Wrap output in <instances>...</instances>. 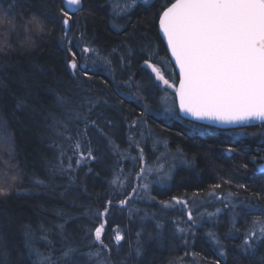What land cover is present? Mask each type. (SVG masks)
Segmentation results:
<instances>
[{
  "label": "trees",
  "instance_id": "1",
  "mask_svg": "<svg viewBox=\"0 0 264 264\" xmlns=\"http://www.w3.org/2000/svg\"><path fill=\"white\" fill-rule=\"evenodd\" d=\"M163 2L135 3L121 17L120 26L116 19L111 24L112 0H82V11L73 15L67 33L71 46L79 52L87 42L112 61L111 68L96 67L95 75L89 80L82 73L74 77L67 67L71 57L68 41L61 40L63 17L59 16V8L63 6L62 0H16L14 7H11L13 0H0V14L9 12L18 18V23L7 34L0 30V41L6 42L0 49V134L11 137L6 145L9 151H0V187H8L13 175L20 177V190L12 189L8 196L0 197V264H38L35 255L29 254L24 245L26 226L34 235V246L45 255L50 254L53 264H85L83 253L94 244L91 232L101 222L98 214L109 199L112 205L106 216L104 243L114 236L110 227L115 215L127 206L140 208L165 224L171 222L168 217L185 218V204L192 215L218 209L213 223L216 230L212 233L221 241L224 256L219 255L220 247L212 238L205 237L207 221L204 220L187 235L190 246L184 251V245L179 243L183 242L185 234H179L178 242L163 236L159 245L144 241L143 235L142 256L136 260L128 256L127 264H170V261L185 264V260L193 261L192 258L196 263L190 261V264H214L216 260L221 264H264V241L254 242L249 251L243 246L252 221L260 215L250 208L249 201L264 209V199L255 197L256 193L264 194V171L257 169L264 158V123L219 129L185 120L177 110L174 116L157 118L161 83L157 87L149 85L152 71L142 64L143 59L151 56L160 70L165 72L159 65L161 62L172 67L156 27V13ZM33 13L47 21L45 34L25 31ZM48 29H52L50 34ZM121 55L126 58L124 65H121ZM96 60L95 56L87 58L90 68ZM84 62L81 55L80 63ZM167 73L160 74L168 78L171 75ZM171 74L176 75L174 70ZM129 76L133 80L126 84ZM153 79H156L154 74ZM137 85L143 91H138ZM116 89L119 94L114 92ZM171 95L174 98L172 92ZM58 97H63L66 104L61 105ZM85 97L98 102L89 117L96 121L97 127L89 126L86 135L83 120L69 119L68 111L83 112L80 105ZM109 120L111 126L107 124ZM133 122L135 126L130 128ZM151 135L159 144L149 150L161 152L164 148L190 163L185 167L174 166V160L168 164L166 168H172L173 172L168 183L160 188L151 185L152 200L148 202L145 198L136 199L138 177L133 181L125 177L126 184L121 190L110 191L107 179L114 160L110 150L114 151L109 139L121 152L126 148L130 154H146ZM78 140L85 153L90 141L97 157L79 168L74 155ZM114 154L118 161L116 168L123 166L126 170L128 166L118 158L119 154ZM69 158L73 170H67ZM159 160L166 165V160ZM226 180L231 183H225ZM217 183L221 187L213 189L211 186ZM241 184L246 185V189L238 187ZM173 197L183 203H177ZM125 198L128 202L121 207L119 201ZM193 204H196L195 209ZM75 210L88 217L90 214L87 225L78 227L73 221L65 220V214L74 215ZM244 211L249 214L245 215ZM178 222L185 227V223ZM44 236L47 240L42 239ZM69 246L77 251L70 260H62V251ZM136 247L137 244L135 250ZM187 251L200 255L187 257Z\"/></svg>",
  "mask_w": 264,
  "mask_h": 264
},
{
  "label": "snow or ice",
  "instance_id": "2",
  "mask_svg": "<svg viewBox=\"0 0 264 264\" xmlns=\"http://www.w3.org/2000/svg\"><path fill=\"white\" fill-rule=\"evenodd\" d=\"M15 2L16 0H13L11 7L15 6ZM152 2L154 3L155 0ZM135 3L136 0H132L131 4L125 0L122 11H127ZM62 5L59 8V16L63 17L61 40L68 41V54L71 57L67 61V67L74 77L77 73H82L84 78L90 80L95 75L94 69L96 67L111 68L112 61L108 56L101 55L98 49L87 42L84 43L79 52L74 50L67 33L70 31L73 14L82 11V0H62ZM156 15L158 16L159 33L162 34L167 45L166 51L170 54L169 62H174L173 67L178 75L168 79L159 73H155L156 79H153L154 63L152 57L149 56L143 59L142 64L145 69L152 70L149 72L148 84L157 87L158 83L162 81L165 91L167 89L173 90L174 103L179 106V112L185 116H190L193 120H208L227 124L258 120L264 123V0H164ZM17 23L18 18L14 14L9 12L0 14V30L5 31L6 34ZM46 24V20L33 13L25 25V31L45 34ZM51 31L52 29H48L49 34ZM81 39H83V34H81ZM5 46L6 42L0 41V49ZM112 51L115 53L117 49L114 48ZM131 54V50H129L128 55L131 56ZM81 55L85 58L84 63H80ZM89 56L97 58L96 61H93L91 68L87 63ZM120 61L121 65H124L125 56L121 55ZM127 62L130 63V60ZM112 72L114 80L115 70L113 69ZM132 80L133 77L129 76L125 83L130 84ZM105 83L107 84V81ZM137 90L143 91L139 85H137ZM114 92L119 94L118 89ZM58 102L61 105L66 104L63 97H58ZM166 102L167 98H162V103ZM97 103V101L85 97L80 105L84 109L83 112L74 111L72 114L73 110H68L69 119L83 120L85 135L89 126L97 127L96 121L89 118ZM105 103L107 102L105 101ZM145 112H147V108H145ZM58 123L60 122L58 121ZM135 123L133 122L129 127L135 126ZM107 124L111 126L112 122L109 120ZM10 139V135L0 134V151H9L6 145ZM109 144L112 145L113 151L119 150L118 146L113 144L110 139ZM94 151L90 141L86 153L81 151V143L78 140L74 146L77 168L86 161H95L97 157L94 155ZM63 155L64 153L61 152L60 156L63 157ZM173 159H180L186 164L190 163L183 156L173 157ZM140 163L143 172L144 159L142 155ZM60 164L61 170H65L62 159H60ZM67 170H73L71 158H69ZM152 170L161 177V182L168 179L171 172V169L164 170L163 167ZM90 171L91 169H89ZM261 171H264V168ZM137 175L139 176L140 173ZM19 181L20 177L13 175L12 183L8 187H0V197L8 196L12 189L19 191ZM225 183H231V181L226 180ZM110 184L123 187L124 181L118 175H114ZM142 187L145 190L148 189V185ZM211 187L218 189L221 184L217 183ZM238 187L246 189V185L243 184L238 185ZM135 191L136 189H133V192ZM255 197L256 199H264V194L256 193ZM173 200H176L177 203H183L176 197H173ZM127 202V198L119 201L121 207ZM111 205L112 201L109 199L104 210L98 214L101 222L91 232V238L94 242L92 246L98 245L99 247L87 255L90 258L95 257L97 264H108L110 258L111 246L104 243L103 235L107 224L106 216ZM164 206H168L167 202H164ZM249 206L259 212L260 215L252 221V228L245 236L243 242L245 251L251 250L254 242L264 241V219L261 218L264 217V209L259 205L252 204L251 201H249ZM244 214L248 215L249 212L244 211ZM188 220L195 223L190 211ZM59 227L63 229V225ZM177 231L183 234L187 229L178 227ZM114 233L112 239L119 247L124 236L118 227L114 229ZM209 236L220 247L219 255L224 256L225 251L221 241L213 233H209ZM140 237L141 233L138 232L136 257L142 256L143 245ZM33 239L32 231L26 226L24 245L29 254L35 255L38 264H53L51 255H45L36 248ZM42 239L47 240V236L42 237ZM184 246L186 248L190 246L187 238L184 239ZM76 251L70 246L64 248L61 259L70 260ZM106 253L108 254L107 258L105 257ZM191 255L197 257L200 254L191 253ZM121 264L124 262L122 261ZM170 264H177V262L170 261ZM214 264H221V261L216 260Z\"/></svg>",
  "mask_w": 264,
  "mask_h": 264
},
{
  "label": "rangeland",
  "instance_id": "3",
  "mask_svg": "<svg viewBox=\"0 0 264 264\" xmlns=\"http://www.w3.org/2000/svg\"><path fill=\"white\" fill-rule=\"evenodd\" d=\"M145 1H151V0H136L137 2H145ZM132 0H127V3L131 4ZM113 3V9H115V11L113 10V13L115 14L116 18V24L117 25H122V19L121 17L124 16V14H126L132 7L128 8L127 11H122L124 9L125 6V0H112ZM160 57H157V59H159ZM159 62V61H157ZM160 63V62H159ZM159 65H161L164 69L165 72L167 73V75H171L168 76V79H171L173 76L171 74V72L173 73L172 67L169 66L168 64H166L165 62H161ZM172 65V64H171ZM154 67L156 68V70L162 74H165L164 70H160L158 67H156L154 65ZM126 67H123V69H125ZM171 71V72H170ZM161 83V82H160ZM161 88H162V95L160 97V103L157 105V107L159 108V112L157 113V116L159 117H169V116H174L176 113H174L175 109V103H174V98L171 95V92L173 93L172 89H167L166 91L164 90V86L163 84H160ZM167 98V102L166 103H162V98ZM169 109H171V111H169ZM195 129V128H192ZM234 133H240L239 131H234ZM53 135V134H52ZM48 136V135H47ZM150 141H147V139L145 141H143L141 144L145 143L147 141V143L149 142L148 150L151 149L150 147L153 148V146H155L156 148L158 147V139L154 138L153 135L150 136ZM157 151V150H156ZM116 154H119L118 158L122 159L123 161L127 160V161H132L134 160V157H139V155H143L144 158V171L142 172V170H140V175L137 176L138 177V186H137V192H136V199L142 201V197L145 199H148L151 194H150V189H151V185H157L158 188L166 185L168 183V180L170 179L171 175H172V170L170 172V176L168 177V179L164 180L163 182H161V177L157 174L156 171L152 170L155 168H160L163 167L164 170H168V169H172V168H166V166H168V164H171L172 161H176V164H174V166H186V163H183L180 161V159L176 160L173 159V157H175V155L171 154L169 151L165 150L164 148L161 149V152L158 150L157 152H153L152 150L146 151V154L144 155L143 153H135V154H130L127 153L128 155H123L121 154L122 152L120 150L118 151H114ZM114 152H112L110 150V154L112 156V158L114 160H112L111 162V168L109 170V174L110 175H118L120 176H127V174L130 172L131 167H133V164L127 165V169L124 170V173L121 172V167L119 166V168L117 169V165L118 161L115 160V157L113 156ZM135 152V151H134ZM153 154H155L153 156ZM115 155V154H114ZM120 156H122L120 158ZM153 156V157H152ZM159 159H163L166 160V165L163 164V162ZM171 161V162H170ZM116 169V170H115ZM143 185H148V189L145 190L142 186ZM138 195V196H137ZM150 195V196H149ZM196 206V204H193L192 208H194ZM128 207V206H127ZM133 210L131 213H126V214H116L115 215V219H118L121 221V219L123 220V225L124 227H127V234H130L129 236H133V238H129V236L126 235V243L124 245V252L122 253V255L120 254L121 258H123V262L124 264H127V262H125L126 260L128 261V256L129 259L133 258V259H138V257H136L135 255V245L137 244V233H141V236L144 235L145 239H153L154 235H152V232H150L148 230L147 227H149V225H147L146 221L149 219V216L145 213L144 210H141L140 208L137 207H132ZM189 207L186 206L185 207V227H181V228H185L187 229V231L183 234H180L184 236L185 234V238L187 237L188 234H192V228L194 226L199 225V223H201V221L206 220L209 221L208 218L214 216L215 214L217 215L218 213V209L212 211V212H208V211H201L200 214L198 216H193L195 223L191 222L188 220V213L190 209H188ZM195 209V208H194ZM120 212V211H119ZM118 212V213H119ZM203 219V220H202ZM128 221H132L133 224L130 223H126ZM122 222V221H121ZM113 225H115V222L111 225L110 229L112 228L113 230L116 227H112ZM178 233V235H179ZM115 234V233H114ZM178 237V236H177ZM184 238V239H185ZM173 239V238H172ZM182 245H184V241L181 242ZM185 247V246H183ZM183 249V248H182ZM121 261V262H122ZM76 262V260H75ZM120 262V263H121Z\"/></svg>",
  "mask_w": 264,
  "mask_h": 264
},
{
  "label": "bare ground",
  "instance_id": "4",
  "mask_svg": "<svg viewBox=\"0 0 264 264\" xmlns=\"http://www.w3.org/2000/svg\"><path fill=\"white\" fill-rule=\"evenodd\" d=\"M113 9V8H112ZM114 11H115V9H113ZM75 14V13H74ZM73 14V15H74ZM112 15V21H111V24L113 25L114 24V22H115V19L117 18L116 16H115V14L113 13V14H111ZM155 70H156V68H154ZM160 73V72H159ZM155 77V76H154ZM56 125V124H55ZM226 130H229V129H226ZM52 136V135H51ZM127 153V149L126 148H124V151H122V154L123 155H125ZM136 153V152H135ZM142 154V153H141ZM145 155V154H144ZM143 156V155H142ZM140 157H141V155H139V157L137 158V157H134V160H132V161H124L123 163L125 164V166H127V165H130V164H133L134 166L133 167H131V169H130V172L127 174V176H126V179L128 180V181H133L134 179H136L137 178V174L140 172V170H141V163H140ZM144 159V158H143ZM145 161V160H144ZM145 163V162H144ZM121 172L122 173H124V168H123V166L121 167ZM113 177H114V175H110V174H108V179H107V185L110 187V191L112 190V191H119V190H121V188L122 187H120V186H117V185H112V184H110V181L113 179ZM120 179L121 180H123L124 181V184H126V179H125V176H120ZM124 184H123V186H124ZM109 191V192H110ZM108 192V193H109ZM110 194V193H109ZM138 196V195H137ZM143 198V197H142ZM144 199V198H143ZM145 201H150V200H152V197L150 196L148 199H144ZM118 205V204H117ZM74 206H75V203H74ZM132 210H133V208L132 207H124L119 213H117V214H126V213H131L132 212ZM79 211H76L75 210V213L76 214H74V215H72V213H66L65 214V220L66 221H70V222H74L75 224L74 225H78V227H80L81 226V224H85V225H87L88 223H89V221H90V219H89V217H91L90 216V214H89V217L87 216V215H84L83 213H78ZM200 214V213H199ZM199 214H196V215H194V216H198ZM94 215V214H93ZM148 215V214H147ZM218 215V214H217ZM217 215L215 214L214 216H212V217H210V218H208L209 219V221H207V223H206V228L208 229H206L205 230V233H204V235H205V237L206 238H208L209 240H211V237L209 236V233H212L213 231H215L216 230V228H215V226H214V222H215V220H216V218H217ZM149 216V219L146 221L147 223V225H149V227H147L148 228V230L150 231V232H152V235H154V238L153 239H145V236H144V241L146 240L147 242H152L153 244H156V245H159L160 243H159V241L161 240V239H163V236H167V238H174V242H178L179 241V235H178V231H177V228L179 227V228H181V227H183V225L182 224H179V222L178 221H180V222H182V223H185V218H184V216H182V217H180V218H175V217H168V219L171 221H169L170 223L169 224H165V223H163V222H161V221H159V220H155L152 216H150V215H148ZM123 220L124 219H121V221L120 220H118V219H115L114 220V222H115V225H113V228L114 227H118L119 228V230L121 231V233L123 234V236H124V239L121 241V243H120V245H119V247H117V245L115 244V242H114V240L111 238V241L110 240H106L105 241V244H108V245H110L111 246V252H110V258L108 259V264H121L120 262L123 260V258H121V256H120V254L122 255V253L124 252V245H125V243H126V235L127 236H129L130 234H127V232H126V230H127V227L125 226L124 227V225L122 224L123 223ZM203 220V219H202ZM65 221V222H66ZM201 222H204V220L203 221H201ZM126 223H130V224H133L132 223V221H128V222H126ZM186 225V224H185ZM201 225V223H199V225H197V226H194V227H198V226H200ZM157 226H159V227H157ZM180 234V233H179ZM159 235V236H158ZM156 236H158V238L156 239ZM178 236V237H177ZM141 237H143V235L141 236ZM140 237V238H141ZM129 238H133V236H129ZM179 238V239H178ZM177 240V241H176ZM184 241V240H183ZM141 243H143V241H142V238H141ZM180 245H182L181 243H179ZM99 246H90V247H88L87 249H86V251L83 253V256H84V258H85V264H97V260H96V258L95 257H89L88 255H87V253H89L90 251H95V250H97V248H98ZM184 249H185V247L183 248V251H184ZM186 253H188V255L189 256H191V254H189V251H187ZM243 254H246V252L243 250V252H242ZM188 255H187V257H188ZM105 257L107 258L108 257V254L106 253L105 254ZM118 261V263L116 262H114V261ZM192 260L193 261H191V260H185V264H190V261L193 263H196L195 262V260H194V258H192Z\"/></svg>",
  "mask_w": 264,
  "mask_h": 264
},
{
  "label": "water",
  "instance_id": "5",
  "mask_svg": "<svg viewBox=\"0 0 264 264\" xmlns=\"http://www.w3.org/2000/svg\"><path fill=\"white\" fill-rule=\"evenodd\" d=\"M156 27H157L158 35L161 38V40H162V42L164 44L165 50H166L167 49L166 42L164 41V39L162 37V34H160L159 30H158V18H157ZM166 53H167V51H166ZM167 56L169 57L170 54L167 53ZM170 63L172 64V67H173L174 62H170ZM173 69H174V67H173ZM174 72H175L176 75H178V73H176L175 69H174ZM155 73H159V72L155 70V72L153 73L155 78H156ZM159 75H161V74L159 73ZM160 82H162V81H160ZM177 83H178V81H177ZM173 94H174V92H173ZM175 106H176V109H177V113H178V115L181 118H183L185 120H188V121H191V122H195V123H198V124H202V125L210 126V127H215V128H219V129H233V128H241V127L250 126V125L262 124V122H260L258 120H246V121H243V122H240V123H234V124L211 122V121H208V120L197 121V120H193L190 116H185V115L181 114L179 112V106L177 104H175ZM262 168H264V158H263V162L261 164H259L258 167H257L258 171H261Z\"/></svg>",
  "mask_w": 264,
  "mask_h": 264
},
{
  "label": "flooded vegetation",
  "instance_id": "6",
  "mask_svg": "<svg viewBox=\"0 0 264 264\" xmlns=\"http://www.w3.org/2000/svg\"><path fill=\"white\" fill-rule=\"evenodd\" d=\"M161 84H163L162 82H161ZM164 86V85H163ZM263 162V160L259 163V164H261Z\"/></svg>",
  "mask_w": 264,
  "mask_h": 264
}]
</instances>
